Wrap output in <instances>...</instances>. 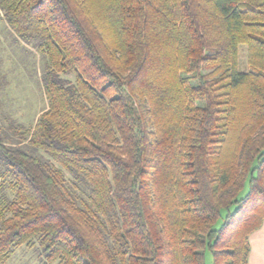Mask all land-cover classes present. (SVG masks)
<instances>
[{
  "label": "trees",
  "instance_id": "trees-1",
  "mask_svg": "<svg viewBox=\"0 0 264 264\" xmlns=\"http://www.w3.org/2000/svg\"><path fill=\"white\" fill-rule=\"evenodd\" d=\"M0 9L44 57L47 101L33 126L0 124V264L22 246L41 264H205L206 251L249 264L264 222V0Z\"/></svg>",
  "mask_w": 264,
  "mask_h": 264
},
{
  "label": "rangeland",
  "instance_id": "rangeland-1",
  "mask_svg": "<svg viewBox=\"0 0 264 264\" xmlns=\"http://www.w3.org/2000/svg\"><path fill=\"white\" fill-rule=\"evenodd\" d=\"M44 65V57L12 32L0 9V124L3 127L7 128L11 121L27 127L33 126L46 108L47 101L41 85ZM238 67L242 72L249 69L245 44L239 45ZM220 223L221 220L217 226ZM3 264L41 262L37 250L22 246ZM205 264H213L212 255L208 251L205 254Z\"/></svg>",
  "mask_w": 264,
  "mask_h": 264
},
{
  "label": "crops",
  "instance_id": "crops-1",
  "mask_svg": "<svg viewBox=\"0 0 264 264\" xmlns=\"http://www.w3.org/2000/svg\"><path fill=\"white\" fill-rule=\"evenodd\" d=\"M249 264H264V222L249 237Z\"/></svg>",
  "mask_w": 264,
  "mask_h": 264
}]
</instances>
